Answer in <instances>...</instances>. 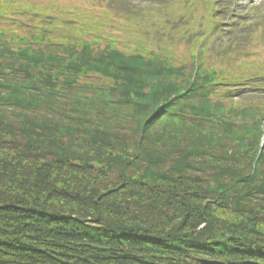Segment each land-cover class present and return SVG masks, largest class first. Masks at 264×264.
I'll return each instance as SVG.
<instances>
[{"label": "trees", "instance_id": "1", "mask_svg": "<svg viewBox=\"0 0 264 264\" xmlns=\"http://www.w3.org/2000/svg\"><path fill=\"white\" fill-rule=\"evenodd\" d=\"M91 8L84 10L89 22L113 30L115 13L103 11L100 19V9ZM53 16L52 24L42 23L46 21L38 15L29 21L21 42L5 38L4 46L0 37V69L13 72L0 90L13 95L12 104L19 110L16 117L6 116L8 124L0 121V264H264V148L258 156L256 147L243 143L230 154L236 149L232 130L241 127L239 119L250 117L256 124L253 143L264 139L263 100L240 93L256 85V79L262 81L261 76H247L243 88L235 89L224 83L226 72L207 67L201 79L210 83L207 92L228 106L216 105L220 110L211 114L216 123L201 126L206 119L196 115L200 108L171 103L177 87L162 75L189 71L193 76L187 85L192 89L183 102L201 100L204 86L195 78L196 63L190 69L172 59L170 50L134 49L140 44L138 36L125 39V47L119 38L92 45L58 41L56 25L64 22ZM153 32L159 37L158 29ZM64 56L73 69L61 66L58 73L51 66ZM19 64L27 69L34 64L46 75L39 80L31 73L16 76L11 69ZM153 82L158 90H152ZM122 115L141 127H129L137 138L144 137L141 147L139 139L134 141V151L129 149L133 143L127 145V137L118 134L129 125ZM226 118L233 127L227 125L216 141H182L185 126L205 134ZM170 125L183 128L160 136L159 129H174ZM244 125L240 129L247 130ZM143 155L150 178L135 184L122 173L129 190L107 193L116 182L105 167L141 169ZM197 156L208 157L214 167ZM135 192L145 198L137 203L125 199Z\"/></svg>", "mask_w": 264, "mask_h": 264}, {"label": "rangeland", "instance_id": "2", "mask_svg": "<svg viewBox=\"0 0 264 264\" xmlns=\"http://www.w3.org/2000/svg\"><path fill=\"white\" fill-rule=\"evenodd\" d=\"M249 2L250 0H0V37L3 38L1 42L4 46L6 45V39L8 41L15 40L21 42L28 34V26H30L28 23L29 21L35 19L38 15L46 21L42 23L52 24L53 14H56L57 17H61L62 22H64L62 25H56L55 32L57 35L52 31V34L56 35L58 41L67 40L69 43L92 45L93 42L99 39L102 41H113L114 43L119 38L118 44H120L121 47H125L128 43L125 39L131 37V39L134 40L138 36L140 44L138 47L133 46L134 49L138 48L142 51L148 49V53H153V51L157 52L158 49L164 53L170 50L169 54L172 59L181 61L184 63L182 65L190 69H192L194 63H196L195 65L198 68V73H196L197 75L195 78L200 80L199 86H204L201 91V93H203L201 100H194L189 104L183 102L186 97H189L188 93L192 89V87L187 85L190 82L188 78V76H190L189 71L186 70L189 75L186 74V72L184 73V71L181 75L178 73L175 75L171 72H163L162 75L167 79H171L177 87L172 95L173 100L171 103L178 100V105L182 109L185 105L200 108V112H198V114L196 113V115L201 117V119H199L201 121L206 119L205 122L199 123L201 126H205L207 122L216 123L215 119L211 118L214 114V109L218 108L216 105L222 106L220 104L222 103L228 106L227 102H222L224 99L214 97L213 95L210 96L207 92L210 83L206 79L201 80L203 74H208L206 71L207 67L210 70L216 68L226 72L224 83H228L235 89L244 85L245 77L248 76L254 79L261 76L262 81H259V78L256 79V85L249 84L247 88L241 86L244 92L240 93L242 94L241 96L246 97V99L254 98L255 101L261 99L264 102V92L260 91L264 84V7H262L264 6V0H259L257 3H254L257 5H255L257 8H253V4L250 5L252 8H247L245 5ZM8 6L12 8H8ZM91 6L98 7V9L101 10L96 11L100 19L105 17L104 15L101 17L103 11L115 13L116 16L112 20L113 30H111L109 26L106 28H104V26H99L94 20L89 22L88 15L84 13V10L86 8H91ZM3 12L5 13L2 14ZM71 21L73 23H70ZM35 24L36 22L33 23V25ZM175 27L179 28L175 30ZM117 29L123 30V32H118ZM155 29L159 31V37L158 34H155L153 37V31ZM94 32H97V37ZM16 34L18 36H16ZM60 35L63 37L61 38ZM202 35L205 39L201 40V43H198L200 40L196 41V39ZM156 37L157 40L155 39ZM150 41L155 42L154 45L148 44ZM206 45V48L200 49L202 46ZM60 55H62L61 52L57 54V56ZM6 64L3 65V68H6L8 65ZM61 66L66 68V71H72L73 62H71L69 57H65L60 64L51 67L58 69ZM40 69L41 68L35 67L34 64L30 69L19 64L16 68L12 67L11 70L15 71L14 75L16 76L18 75L24 78L29 75L28 73H31L32 75H30V77L33 76L34 79L36 78L39 80L43 75H46V72H44L45 69H42L43 71ZM61 72L63 71L58 69V73ZM0 73H3L0 77V88L2 86L7 87L13 72L0 69ZM88 76L91 78L90 75H86L85 78L87 80ZM192 76L191 74L190 77ZM207 79H209L208 75ZM151 88L153 91L158 90L157 86H155V82L152 83ZM183 90L186 91L182 93ZM179 91H181L182 94L177 95L176 93ZM32 92V95H37L35 91L32 90ZM171 92H173V89H171ZM31 93L24 98H28ZM12 96V94L0 90V108H3L2 111L6 113L3 114L4 116L0 114V121H4L6 124L10 122V119H7L8 116L10 118L13 116L16 117L19 113V110L14 107L15 100ZM206 102L210 104L207 105ZM106 104L108 103H103V105ZM62 105H66V101H63ZM218 109L220 110V108ZM121 110L122 113H124L125 109ZM178 110H180V108H178ZM123 118L129 125L125 124V127L121 129L118 134H121L122 137H127H124L127 145L130 142L133 143L129 145V149L131 148V150L134 151L133 146H136L134 141L139 138H137V134L134 130L131 131L129 129V127L132 128L131 126L134 125V123L131 125V120L127 119L126 116H123ZM220 118H223V116L216 118V120ZM226 119L227 120H223L225 122H222V125L220 123L213 125L212 128L214 131L211 130L205 132V134H200L197 130H192L185 126L183 130H180L184 133L182 141H198L202 139V144L204 145L207 144L208 141L214 142L219 139L217 138L218 135H220L219 133L229 125L231 119ZM250 120L251 118L248 117V119L243 118L236 122L237 126L241 127L245 124L243 128H247V130L229 125L234 128L232 130V136L235 137L234 133L237 135V137H235L236 143L232 145L233 147L235 146L236 149H232L230 154H232V152L236 154L239 150V145L244 143L243 146L245 148L250 145L256 147L255 149L258 152V156L261 155L263 149L260 148H262L261 146L264 143V139H260L258 144L252 142L253 137L251 138L250 136L255 130L253 127L257 126ZM263 123L264 118L262 124ZM134 126V128L141 129L139 125ZM169 127H174V129L165 127L159 129L161 135L156 130L155 133L160 136H166L173 130L179 131L178 128H183L175 125H170ZM241 137L246 138L245 141H240L239 139ZM142 138L144 137L142 136L139 139L140 147L144 145L143 141H141ZM135 152L138 153L137 151ZM241 152L242 148L239 153ZM147 158L148 157L145 155L141 157V161L139 162L141 169L138 168L139 166H133L131 168L124 167L119 170L121 166H106L105 168L108 169V175L111 176L110 179L116 182V187L110 188V190L106 189L105 191H107V193L110 191L115 193L121 188L129 190L130 186L123 181L122 178L125 177L121 175L122 173L128 175L126 181L135 184L140 178L144 180L149 179V174L144 172L146 171L144 169L146 166L144 165L147 164L145 163L147 162ZM199 159L208 161V164L214 167L211 160H208V157L197 156V160ZM210 171H212V168H210ZM209 175L211 176L212 174L209 172ZM63 177L64 176H61V178ZM204 180L206 181V177H204ZM100 188L99 186L98 190ZM125 197L127 200L133 199L135 203L145 198V196L138 195L137 192L131 195L127 194ZM203 241H205V239H203ZM197 245L199 247L201 246L200 243ZM202 263L207 264L205 261ZM187 264L193 263L187 262ZM220 264L225 263L222 262Z\"/></svg>", "mask_w": 264, "mask_h": 264}, {"label": "water", "instance_id": "3", "mask_svg": "<svg viewBox=\"0 0 264 264\" xmlns=\"http://www.w3.org/2000/svg\"><path fill=\"white\" fill-rule=\"evenodd\" d=\"M207 264H218V263H213V262H211V263H207Z\"/></svg>", "mask_w": 264, "mask_h": 264}]
</instances>
